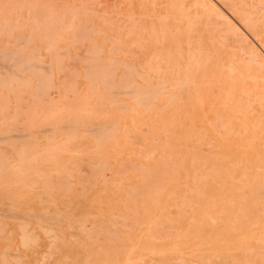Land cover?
Here are the masks:
<instances>
[{
  "label": "bare ground",
  "instance_id": "6f19581e",
  "mask_svg": "<svg viewBox=\"0 0 264 264\" xmlns=\"http://www.w3.org/2000/svg\"><path fill=\"white\" fill-rule=\"evenodd\" d=\"M20 1L19 9L24 10L25 14L34 7V4L30 1L29 3L26 0ZM224 3L226 5V2ZM228 3V6H226L264 47V0H229ZM239 4H242V6ZM106 8H108V4ZM70 9L75 10L74 8ZM197 14L201 15L199 17L202 21H208L206 19L207 14L202 12L200 14L197 12ZM25 16L18 17L11 24L3 23V18H0V29H3V27L11 29L24 28V26L31 29L28 32L13 31L5 33L0 31V47L3 44L18 47V45H23L25 42L26 44L33 43L36 47L48 50L54 47H69L79 40V31V33L72 31L73 29L69 30L71 32L66 31L74 25L65 23L63 17L49 14H34L30 18ZM163 16L160 17L161 29L157 30L159 32L153 31V33L150 30L151 28L149 29V32H152L149 35H153L151 38H156L155 43L148 49H143V53L138 52L133 57L137 62V69L134 70L135 67L131 68L133 64L129 62L128 58L133 54L129 48L121 50L119 64L117 60L112 59V52L117 49L119 51L120 47L107 50L106 55H103L102 58L90 57L92 62L86 63L87 66H90L85 65L84 69H75L74 71L73 67L65 64L67 69L72 70V73H69V70L65 68L63 72H67L68 75L67 73L63 74H66L65 77L74 75L72 76L74 79L72 82L70 81L71 85L67 87L61 82L64 86L63 94H59L60 98L56 99L53 96V98L51 97L49 91L56 85L55 83L60 82L61 76H64L58 74L60 75L58 76L59 81L55 82L53 80L58 69L49 70L50 72H48L45 67L51 65H47L42 70L40 69L42 66L38 68L35 64L30 63V56L29 58L27 56L26 61L16 64L15 59L19 58L20 60L22 58L19 57L20 54L15 51H8L7 48L0 49L2 53L0 54V60L1 58L3 62L9 60L10 64V61L14 60L12 64L17 66V69L11 71V73L9 69H7L8 72H1L0 70V130L16 129L15 132L21 130L19 128L22 126L20 125V127L18 124V116L22 111L27 115V119L23 122L26 126H38L39 129L37 130H44L50 134L51 132L54 134L53 130L56 129L66 131L63 134L65 140L60 141V146L57 145L59 150L55 149L56 144L52 146L50 144L47 148L44 147L46 150L44 152L47 153L49 158L53 159L58 154H62V156L59 155L60 158L64 155L71 158L82 157V161H85L88 165L90 162L94 166L90 168L91 172H101L102 178L100 176L97 178L100 185L107 184L108 180L103 177L106 169L111 172L112 176L110 178L111 190L94 192L96 195L87 193V186L83 185L82 188L84 189L82 190H85L86 193L76 195H79L87 206L81 219L74 220L71 216H68V208L63 210L55 208L58 211L54 210L49 216L60 222L62 224L60 227L36 222L31 223L25 217L21 218L22 220H17L15 224L8 223L7 226L6 222H0V233L6 232V230L9 231L5 237L4 247L10 243H16L26 250L27 247H33L34 244L37 246L38 239L45 241L40 248H44L40 255L37 251L36 253L33 251L30 254H24L25 251L9 252L5 248H2L4 250L0 249V264H264V230L262 232L263 236L260 237L257 221L255 222L252 216H246L247 219L250 218L252 221L242 222V215L245 218V215L242 214L244 212L242 206L245 205L241 204L240 196L247 193L245 192L246 189L244 190V187L239 188L240 191L237 189L233 191L224 189L226 188L223 185L226 176L215 174L213 171L216 175L213 179L210 168L204 167L206 165L201 167L197 164L199 162H196V160L201 161L199 160L202 157H200L201 153L198 152L199 156L196 159L197 152L196 155L194 154L195 149L197 151L195 142L193 143L186 134L189 130L184 127L183 129L182 126V132L180 129V123H186V121L188 122L196 116L197 108L202 110H199L198 115L201 114L203 120L208 114L206 112H210L211 116L218 117L223 129L226 126V131L233 133V136H238L241 143L242 141L247 142L246 139L249 140L248 146L250 148H248L251 150H247L249 154L243 153L247 157L251 154L253 158H247L248 160L243 162L248 161V165L245 164L244 166H248L247 169L252 177L247 174V169H245L244 173L241 174L243 176H240L241 179L238 178V180L247 181L243 182L246 183L243 186H247L249 181L257 184L256 180L264 179V155L260 152V148L264 146V117L259 118L260 120L256 123V120L250 118L247 109L252 103L248 96L252 93L251 89H259L260 87L264 90V76L249 75V71L253 68L250 65L246 70L239 71L238 69L242 63L238 62L239 59H236L237 54L235 53L224 51V58L221 56V61L214 60L218 59L215 56L216 53L202 50L199 39L196 40V45H192L191 22L188 21L186 27H183V25H180L184 21L183 18L177 20L178 17H175V15L174 17L171 15L172 19L165 14ZM22 18H26L27 21H23ZM145 19V17L139 21L134 19L135 23L132 22L131 27H135L137 23L144 24ZM208 19L210 20L209 17ZM155 21L156 19L151 22L149 27H154ZM211 25L213 24L208 23L206 26L211 27ZM80 28L84 27L81 26ZM240 28L239 30H242ZM83 31L85 30L83 29ZM81 37L80 40H84L83 36ZM223 39L228 38L223 37ZM2 42L4 43L2 44ZM210 45L212 44H209L208 47ZM93 47L94 50L97 48L96 52L98 54L100 52L98 47L100 46L95 43ZM244 48H241V50ZM82 49L85 48H81V52ZM81 52L78 54L80 55ZM91 52L96 54L93 50ZM214 52L216 51L214 50ZM58 56L56 53L53 56L50 55L53 58L52 64L57 68H59V65H57L59 62ZM82 56L83 54H81L80 59L77 57L78 61L84 59ZM255 57L257 56L255 55ZM255 57L249 58L252 59L250 61L256 62ZM70 59H73V57ZM93 59L101 61L100 63L96 60V62H93ZM103 59H109L112 62L105 63ZM73 62L71 64L74 65ZM5 65L6 62L3 66ZM13 66L12 68H16L15 65ZM26 69L30 70L31 75H22ZM60 69L59 71H62ZM133 71H136L138 80H136L137 77L135 79L131 77ZM130 78H132L131 81ZM66 81H68L67 77ZM75 81L77 82L73 83ZM149 81L150 84H148ZM236 83L247 84L248 87L234 89ZM54 93L56 94V92ZM31 97L34 98L31 99L34 101L28 102L27 100ZM26 101L30 104L34 103L31 104L32 107L27 103L32 109H30V113L23 109ZM178 110L181 112H178ZM254 110H258V114L264 116L263 102H259ZM201 115H199L200 118ZM219 121L216 122L219 123ZM210 125L206 128L209 131H211ZM69 127H73V129L71 130ZM11 132L0 134V140H4V144L5 140H18V138L23 140V137L26 136L23 130L22 134ZM50 134L46 136L53 135ZM27 135L30 137L29 134ZM204 137H201L203 141ZM25 138L23 141H25ZM21 139L19 142L22 141ZM52 139L55 140V137H51ZM231 140L228 142L224 140L223 145L227 148L232 147L239 150L241 143L237 140ZM23 141L22 143L26 142ZM195 141L197 140L195 139ZM198 141L201 142L199 145L204 147L202 146L203 141L200 139ZM208 146L212 150L217 148H213L210 144ZM25 148L24 145L22 149ZM64 149L67 151H64ZM30 152H32L31 149ZM21 153L24 154V150ZM1 154L4 155L0 151ZM28 154L34 156L36 151L28 152ZM24 155L28 158L27 152ZM216 155L218 154L216 153ZM208 160L210 159L208 158ZM64 161H67V159ZM1 162L4 161L0 160ZM226 163L228 164V162ZM4 165L1 166L4 167ZM119 165L121 168H119ZM81 166L84 168L86 165ZM227 167L225 168L228 169ZM206 169L212 174L211 176L206 173ZM68 174H58L60 175L58 186L62 190L63 187L71 189V176ZM91 174L84 175L85 179H88ZM42 178L44 179V185L51 188L52 184L48 182V178ZM40 181L24 179L19 183L16 182L15 185L35 187L39 185ZM84 181L82 180V182ZM86 181V184L89 183ZM2 185L6 191L11 183ZM216 185H221L224 188L221 189ZM263 186L261 188L264 189ZM247 188H250L253 192L252 189L258 187L253 186L251 188L248 186ZM65 190L67 189L65 188ZM21 195L23 197V194ZM76 196L74 198L77 200ZM254 196L257 197L255 191ZM38 197H41V199L47 198L52 203L46 194H39ZM242 198H245L244 201L246 202L252 200L250 197L246 198L245 195ZM262 199L264 200V198ZM262 199L260 198V201ZM252 201L256 202L254 199ZM59 202H62V200H53V204ZM248 202L247 204L251 203ZM257 202L258 205L262 204L259 201ZM242 203L244 202L242 201ZM2 205L0 204V206ZM252 206L251 210L255 208H252ZM251 210L249 211L253 215ZM5 211L7 213L6 209ZM30 212L33 211L30 210ZM258 214L255 216L257 217ZM260 215L259 217H262ZM259 224L264 225V220L259 221ZM260 243H263L261 244L262 247H260ZM78 248L85 250L83 255L79 257L76 251ZM260 249L263 252H259ZM260 253H263L262 257Z\"/></svg>",
  "mask_w": 264,
  "mask_h": 264
},
{
  "label": "rangeland",
  "instance_id": "374dc122",
  "mask_svg": "<svg viewBox=\"0 0 264 264\" xmlns=\"http://www.w3.org/2000/svg\"><path fill=\"white\" fill-rule=\"evenodd\" d=\"M29 1L34 4L35 8L34 7L31 8L30 11H27L26 12L27 14H25L24 10L19 9V5L21 2L20 0H0V18H3V20H4L3 23H7V24L14 23L16 21V19H18V17H21L23 15H26L25 17H28V18H30L34 14L35 15L36 14H38V15L49 14V15L59 16V17L64 18L65 23H69L71 25H74L72 28L67 29L66 31L71 32V31H69L71 29H73L72 31H77V32L79 31L80 32L79 40L82 38L81 36H83L84 40H82V41L80 40L81 42L79 40H77L74 44L70 45L69 47H65V48L54 47L55 49L50 48L48 50L36 47L35 45H33V43H31V44L27 43L26 44L24 42L23 45L20 44V45H18V47L16 46L17 47L16 48L10 44L4 45L3 44L4 42H2L3 45L1 44L2 45L0 47L1 50H4L7 48L6 50H8V51H15L18 54H20L19 57H22V58H20L21 61L19 60V58L15 59V61L11 60L10 61L11 64L9 63V60H6L5 61L6 65L9 68L6 65L3 66L5 64V62L1 61V60H3L1 58V60H0L1 72H3V71L8 72L7 69H9V72L11 73V71L17 69L16 64H20V63H22V61L23 62L26 61L27 56H28V58L30 56V58H31L30 63L35 64V66H37L38 68H40L42 66L43 68L42 67L40 68L42 70L46 68V71L48 70V72H50V71H54V70L58 69V72L56 73V75L53 79L55 82H58L59 81L58 76H60L58 74L64 75L63 73H67V72H63V71H65V68H66V70H69L68 71L69 73H72V70L67 69V67H66L67 65H65V64H69L68 66L73 67L74 71H75V69L76 70H80L82 68L84 69L85 65L87 66L86 63L92 62L91 59L94 58L95 56H97L98 58L99 57L102 58L103 55L104 56L106 55L107 50H110V49L114 50V49H117L118 47H120L119 51L117 49V50H114L115 52H112V59L117 60V63L119 64L120 60H121V59H119V58H121V55H120L121 50L129 48L132 51L133 55L131 57H129L128 60L130 63L133 64V65H131V68L135 67L134 68V70H135V69H137V62L133 58L134 55L138 54V52L143 53V49H148V47L152 46L155 43L156 38L152 39L151 37L153 35H149V34H152L153 31L159 32L157 30L161 29V26L159 23V21L161 19L160 17H164L163 15L165 14V15H167L168 18H170L171 15L173 17H174V15H175V17H178L177 20L183 18L184 21H182V23L180 24V25H183V27L184 26L186 27V23H188V21L191 22L192 26L190 27V29H191L190 31H191L192 39H193L192 45H194L196 43V40L198 41V39H199L200 43L202 44V50L204 49V51H211L213 53H216L215 56H217L218 59H214V60L221 61L222 60L221 56H222V58H224L223 54H225V52H231L233 54L235 53V54H237L235 56L236 59H239L238 62L242 63V65H240L241 67L238 69L239 71L246 70L249 67L248 65H250V66H253V68L249 71V75L250 74H257V75L264 76V47L249 32V30L244 26V24L239 20V18L229 9V7H227L228 6L227 4H229L228 3L229 0H74V1L73 0H70V1L69 0H57V1L56 0H26L27 3H29ZM231 1H233V0H231ZM71 2H75V3H71ZM224 2H226L227 6L225 5ZM107 4H108V8H106ZM199 4L202 6V8ZM239 5L242 6V4H239ZM45 6L46 7L48 6L50 8L47 7L48 8L47 9ZM79 6H81L82 8ZM70 8H74L75 10L70 9ZM49 9L51 10V12ZM30 12H32V13H30ZM197 12L199 14L201 12L207 14L206 19L208 21H206V22L204 20L202 21V19L199 17L201 15H198ZM20 13L22 15H19ZM122 13H123V15H121ZM129 14H130V16H129ZM186 14H188V15L185 16ZM208 14H210V15H208ZM211 14H213V15H211ZM222 15H223V17H222ZM143 17L146 18L144 24L141 23V25H140L139 23L136 22L137 23L136 26L131 27L132 22H134V19L135 20L138 19V21H139ZM173 17H171V19ZM208 17L210 18V20L208 19ZM185 18H187L188 20L186 19V21H185ZM222 18H224V19H222ZM154 19H156L155 26L149 27L151 22L154 21ZM22 20L27 21L26 18H22ZM104 20H105V23H104ZM87 21H88V23H87ZM81 23H82L81 26L84 28H80ZM202 23H203V25H202ZM208 23L213 24V25H211V27L212 26L213 27L211 28L210 26H206ZM219 24L221 25V27ZM234 25H235V27H234ZM237 25H238V27H237ZM74 27H76V28H74ZM118 27H120V28H118ZM239 28L242 29L244 32L242 30H239ZM83 29L85 31H83ZM149 29L152 30V32H149L150 31ZM0 31L5 32V33L13 32V31H16V32L17 31H26V32H28V31H31V29H29L27 26H26V28L24 26V28H15V29L3 27V29H0ZM133 31H135V32H133ZM193 32H195V33H193ZM87 33L89 34L90 37L88 36ZM109 35H111L112 37H110ZM251 35H252V37H251ZM2 36H3V34H2ZM223 37L228 38V39L224 40ZM239 37L243 38V39L241 40ZM85 40L88 41V42L86 41V43H85L86 45L84 44ZM238 40H240V41L238 42ZM79 42L82 44H80ZM240 42H242V43H240ZM95 43L100 46V47H98V49L100 50V52L98 54L96 52L97 48L94 50V47H93V45H95ZM235 43H236V46H235ZM209 44H212V45H210V47H208ZM230 45H232L233 47ZM3 46H6V47H3ZM80 46H82V47H80ZM141 46H143V47H141ZM197 46H199V45H197ZM203 46H206V47L204 48ZM24 47H26V48H24ZM199 47L201 48V46H199ZM237 47H239V48H237ZM35 48H37L38 50ZM81 48H85V49H82L84 52L80 51ZM241 48H244L245 50L244 49L241 50ZM92 50L96 54H92V52H91ZM214 50L216 52H214ZM38 51H39V53H37ZM29 52H30V54H29ZM33 52H35V53H33ZM79 52H81L80 55L78 54ZM55 53L59 55L58 56L59 62L57 63V65H59V68H61L62 71H59V68L54 67V65L52 64L53 58L50 57V55L53 56V55H55ZM0 54H2L1 51H0ZM37 54H38V56H37ZM76 54H78V56H76ZM81 54H83L82 57L84 59H81L78 61L77 57L80 59ZM255 55L258 58L255 57ZM60 56H62V57H60ZM247 56H248V58H247ZM23 57H24V59H23ZM71 57H73V59H70ZM86 57H88V58L86 59ZM90 57H92V58L90 59ZM251 57L252 58L255 57L256 62L250 61V60H252V59H249ZM95 60L93 59V62L97 61L100 63V61H101V60L100 61H98V60L95 61ZM114 60H113V62H114ZM13 61L16 64H12ZM84 61H86V62H84ZM108 61H109V59H103V62H105V63ZM253 61H254V59H253ZM50 62H51V64H49ZM72 62L74 63L75 66L73 64H71ZM78 62H79V64H78ZM109 62H112V61H109ZM257 62H259V63H257ZM41 63H44V64H41ZM217 63H219V62H217ZM13 65H15L16 68H12V67H14ZM47 65H51V66L44 68V66H47ZM2 66L4 67V69L2 68ZM88 66H90V65H88ZM50 67H51V69H50ZM71 67H69V68H71ZM47 68H49V69H47ZM29 72H30V70L26 69L22 75H24V76L31 75V72L30 73ZM65 75L61 76L62 78L60 79V82L55 83L56 85L53 86L51 88V90L49 91L51 97L53 96L54 99H56L58 97L60 98L59 94H63L64 86L67 87V86L71 85V82L74 79V77H72L74 75H72V76L69 75V76H66L68 78V81H66ZM67 75H68V73H67ZM64 77H65V79H64ZM131 77H134V79L137 77L136 71H133V76H131ZM131 80H132V78H130V81ZM136 80H138V77L136 78ZM61 82H63V85L64 84L65 85L63 86ZM76 82L77 81H75L73 83H76ZM150 83L151 82L149 81L148 84H150ZM247 87H248L247 84L236 83L234 89H241V88L243 89V88H247ZM251 90H252L251 95H248V94L247 95L250 97L252 103L249 105L250 107H248L247 110L250 113V118L256 120V123H257V121L260 120L259 118H262L264 116H262L261 114H258V110H254V108H255V106H258L259 102H261V101L264 104V100H262V99H264V90H262L260 87H259V89L253 88ZM261 90H262V92H261ZM54 92H56V94ZM241 97H243V96H241ZM31 99H34V98L31 97L27 101L28 102L34 101ZM27 101L25 102L26 105H24L25 108H23V109L26 112L29 111L28 113H30L32 110L31 107L33 106L31 104H34V103L30 104ZM27 103L31 107L28 106ZM26 107H28V108H26ZM213 108H215V107H213ZM199 110L202 111L201 109L197 108L196 113H195L196 116L191 118V120H188V122L186 121V123H180L181 124L180 129L182 126V128L184 127L185 129L189 130L186 132V134L188 135L189 138H191L193 143L195 142L194 143L195 148H197V151H196V149L194 151L195 155L197 152V156L195 158L197 159L199 156V153H201L200 157L201 156L202 157L199 158V160H201V161L196 160V162H199L197 164L200 165L201 167H203V165H206L204 167H208V169L210 168V172L213 174V176H211L212 174L208 171V169H206V173L209 174L212 178L213 177L215 178L216 173H218V175L221 174L223 177L226 176V177H224L225 183L223 184V185H225L224 187H226V188H224L221 185L220 186L216 185L217 187H219L221 189L224 188L228 191H230V190L233 191L236 189L239 190V188L242 189L244 187V190L246 189L245 192L248 193L250 191L251 195H250V193L247 194L244 192V190H242L243 193H245V194L241 193V194H243L240 196L241 204L246 206L247 202L249 201L247 199H246L247 202L244 201L245 198L244 199L242 198L244 195L246 196V198L250 197L252 200L254 199L256 202H253L252 200L249 201L248 203H250V202L251 203L247 204L246 210H245L246 207L242 206L243 207L242 210L244 211L242 214L245 215V218L242 215L243 220L242 219L241 220H242V222L244 221L243 223H247L248 220L249 221H252V220L249 217H248L249 219H247L246 216H252L254 221L255 222L257 221L256 224H257L258 231H259L258 233L260 234L259 236L261 237V236H263L262 232L264 230V228H263L264 225H262L263 224L262 223L261 224L262 226H261L259 224V221L264 220V214H263L264 213V203H263L264 200L262 199V198H264V189L261 188V186L264 185V183H263L264 179L256 180L257 184L255 182L249 181L248 182L249 184H247V186H243L244 184L246 185V183H243L246 180H244L243 182H242V180H240L241 179L240 176H243L241 174H243L244 173L243 171H245V169H247V167H248L247 166L248 161L245 163L243 161H246L248 159L253 158V155H251V154L248 157L245 155V153L249 154L247 151L250 148L248 146L249 140L246 139L247 142L242 141V143H241L238 136H233V133H230L229 131H228L229 132L228 133L226 131L227 130L226 126L223 129L222 124L220 123L218 117L211 116L210 112H206L208 114L205 117V120H203L202 115L199 114V115H201V118L198 115V113L200 112ZM178 112H181V111L178 110ZM213 115H214V113H213ZM18 118H19L18 124H19V126L21 125L23 127V129L20 126L21 128H19V129H21V130L18 129L19 130L18 132H15L16 129H13V130L10 129V130L16 134H22L21 132L23 130V133L26 134V136L25 135L24 136L27 138H25L23 136L22 137H23V140L25 138V141L27 143L25 141H23L21 138L20 139L25 143H22V141L19 142V140H20L19 138H18V140L17 139L5 140V144H4V140H0V151L3 152V154H4V155H2V154L0 155V160L4 161V162L0 163V204H3L2 206H0L1 207V209H0V222H3V223L6 222V226H7L8 223L15 224L17 220H22L21 218L25 217V219L28 221H31V223L36 222L38 224H45V225H51V226L55 225L56 227H60V226H62V224L60 222H57L55 219H53L49 215L54 210H57V209L63 210L64 208L69 209L67 215L71 216L72 219H74V220L81 219L82 215H83V211L85 209H87V206L84 203V201L79 197V195L78 196H76V195L79 193H86V191H87V193H91L90 195H93V194H95L94 192H99V191H104V190L107 191L108 189L111 190V181H110L111 180L110 178L112 177L111 172H109L108 169H106V171H104L103 177H106L105 180H108V181L106 182L107 184L100 185L98 183L97 178H99V176H100V178H102L101 172H95V173L91 172L90 168L94 167V166L92 164H90V162L88 165L85 161H82L81 160L82 157L81 158L79 157L80 158L79 159L78 156L76 158H71V157H67L66 155H64L62 158H60L59 155L62 156V154H58L57 157H55L53 159L49 158L47 153L44 152V151H46L44 149V147L47 148V147H49L50 144H51V146L53 144H56L55 149L59 150V146L61 145L60 141L65 140V138H64L65 135H63V134L66 133V131L64 129H63L64 132L61 129L53 130L54 134L51 132V134L54 135L53 136L44 130H37V129H39L38 126H35V127L26 126L23 122H24V120L27 119V115L22 113V111L19 114ZM217 120L219 121L220 124L218 122H216ZM209 125L211 127V131L206 129L207 126H209ZM220 127H222V128H220ZM69 128L71 130L73 129V127H69ZM200 128H202V129L204 128L205 131L206 130L207 131L205 132L204 129L202 131V129H200ZM183 129H181V132ZM10 130L9 129H5L3 131L0 130V134L1 133L8 134L11 132ZM228 130H230V129H228ZM13 132H11V133H13ZM225 133H227V135H225ZM27 134H29L31 138ZM47 134H50L51 136H48L49 137L48 138L46 136ZM189 135L192 137H190ZM203 136H205L204 141H203V138H201ZM35 137H36V140H35ZM51 137H53V138L55 137L56 141L54 139L51 140ZM222 138H223V140H222ZM225 138L237 140L239 143H241L240 149L235 150L232 147L227 148V146H224L223 145L224 140H226L227 142L230 141V139L227 140ZM195 139L197 141H195ZM199 139L201 141H203L202 146H204V147H201L199 145V144H201V142L198 141ZM8 141H11V142H8ZM26 144H27V146H26ZM34 144H36V145H34ZM209 144L212 145L213 148L214 147H217V148H214V150H212V148L210 146H208ZM24 145L26 148L22 149V147ZM57 145H59V146H57ZM222 145L224 148L222 147ZM13 147H15V148H13ZM27 147H31V148H27ZM30 149L32 152L36 151V154H34V156H32L33 154H28V152L32 153V152H30ZM33 149H36V150H33ZM204 149H206V150H204ZM23 150L25 153L27 152L28 158L25 157L26 156V155H24L25 153L24 154L21 153V152H23ZM65 150L66 149H64V151ZM260 150H261L260 151L261 154L264 155L263 154L264 153V146L261 147ZM19 151H20V153H19ZM243 152H245V153H243ZM211 153L212 154L214 153V154L212 155ZM216 153L219 156L216 155L217 156L216 157L215 156ZM220 156L223 158H221ZM228 156H230V157L228 158ZM22 157H24V159L21 160ZM207 157L210 160H208ZM241 157H242V159H241ZM46 159H48L49 161ZM66 159H67V161H64ZM222 159H226V160H222ZM239 159H241V160H239ZM202 160H204L206 163ZM20 161H22L23 163ZM45 161H48V162L46 163ZM237 161H239V162H237ZM226 162H228V164ZM4 163H5V165H4ZM231 163H234L233 168H232L233 165ZM76 164H78L79 166ZM226 164H227V166L228 165L229 166L227 167ZM236 164H239V165H236ZM245 164H247V165L244 166ZM1 165L2 166L4 165L5 168L2 167ZM81 165H86L85 167L88 170L85 167L83 168ZM210 165H213V166L210 167ZM221 165H223V166H221ZM19 166H21V167H19ZM30 167L32 168V170ZM225 167H227L228 169H226ZM119 168H121L120 165H119ZM221 168H223V169H221ZM82 169H83V171H82ZM215 169H216V171H215ZM219 169H220L221 173H220ZM228 170H229V173H228ZM232 170H234V171H232ZM213 171L215 172V174ZM251 171L254 172L253 169H251ZM84 172H86V173H84ZM246 172L249 175L251 174V173H249L250 171H248V169L246 170ZM57 173L61 174V175L69 173L68 175L71 176L70 180L72 183L70 186L71 187L70 190L68 189L69 187H63V190H62L61 187L58 186V184H59L58 181H60V177H59L60 175H58ZM89 173L90 174L92 173L94 176L91 174V176H89V177L87 176L88 179H85L86 177H84V175L86 176ZM222 173H224V174H222ZM230 175H232V176H230ZM250 176L252 177V175H250ZM42 177L48 178V182L50 184H52L51 188H48L47 186L44 185L45 183H44V181H43L44 179ZM232 177H233V179H232ZM238 178H240V179L238 180ZM24 179L37 180V181L41 180V181H40L39 185L35 186V187H22L21 185L20 186L15 185L16 182L19 183ZM80 179L85 180V181L87 180L86 182H89V183L86 184L85 181L82 182V180H80ZM4 183L5 184L11 183V185H10L11 187L9 186V189L6 187L8 189L6 191L2 187L3 186L2 184H4ZM90 183L92 184L93 187L91 186ZM84 184L87 186L86 191L82 190V189H84V188H82ZM213 184H216V183H213ZM260 184H262V185H260ZM248 186H250L251 188H253V186L258 187L260 189V190H257L258 188L257 189L253 188L252 190L255 191V195L258 198L260 197L262 199L261 201H260V198L258 200L257 197H255V196L253 197L254 191L251 192L250 188L249 189L247 188ZM90 187H92V188H90ZM65 188L67 190H65ZM77 188H78V190H77ZM40 189H42V190H40ZM61 190L64 192H62ZM68 190H69V193H68ZM257 191H258V193H257ZM5 192H8L9 196H8V193L6 194ZM21 194H23V197ZM39 194H46L47 196H49L52 203H50V200L47 198L41 199V197H38ZM75 196H76L77 200L74 198ZM53 200L54 201L62 200V202H59L58 204H53ZM242 201L244 203H242ZM257 201L262 203L263 207H262V204L258 205L259 203ZM72 202H74V203H72ZM7 205H8V207H7ZM251 206H252V208L253 207H255V208H253V210H251ZM55 208H57V209H55ZM262 208H263V210H262ZM5 209L7 210V213H6ZM30 210L33 212H30ZM249 210L253 211L254 216L259 213L262 215V217H259V214L257 217L256 216L254 217L250 213ZM245 211L246 212L249 211V212L246 213ZM2 212H5V213H2ZM255 213H257V214H255ZM45 215H47V216H45ZM5 216L8 217L9 219L6 218ZM47 218L50 220L49 222H48ZM8 232L9 231L6 230V232L0 233V249L1 250H4L2 248H5V250H7L9 252H16V251L17 252H23V251H25L24 254H30L33 251H35V253H36V251H37L38 255L42 254V250L44 248H42V249H40V248L44 245L43 242H45V241L43 239H41V240L38 239L37 246L34 244L33 247H27L26 250L22 246H20L19 244H16V243H10L9 245H6V247H4L5 243H6L5 237L8 235L7 234ZM261 244H263V243H260V247H262ZM76 251H77V254H79V255H77L79 257V256L83 255L85 250H83L82 248L81 249L78 248ZM259 252H263V251L260 249ZM260 254H261L260 256L262 257L263 253H260Z\"/></svg>",
  "mask_w": 264,
  "mask_h": 264
}]
</instances>
